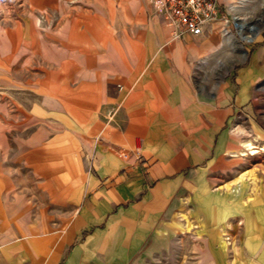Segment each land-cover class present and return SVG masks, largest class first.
Returning a JSON list of instances; mask_svg holds the SVG:
<instances>
[{
  "label": "crops",
  "instance_id": "1",
  "mask_svg": "<svg viewBox=\"0 0 264 264\" xmlns=\"http://www.w3.org/2000/svg\"><path fill=\"white\" fill-rule=\"evenodd\" d=\"M138 5L112 33L92 14L72 23L65 82L82 135L65 118L0 143V264H154L180 235L177 264H264V168L257 181L233 171L231 131L264 51L218 77L216 53L232 56L218 24L175 38ZM182 215L198 225L193 244Z\"/></svg>",
  "mask_w": 264,
  "mask_h": 264
},
{
  "label": "rangeland",
  "instance_id": "2",
  "mask_svg": "<svg viewBox=\"0 0 264 264\" xmlns=\"http://www.w3.org/2000/svg\"><path fill=\"white\" fill-rule=\"evenodd\" d=\"M139 1L146 0H0V143L18 137L32 142L35 132L42 129L49 134L55 124H64L65 118L73 120L75 139L82 135L80 128L87 118L80 114L83 101L68 98L75 93L71 91L73 84L65 82L72 23L92 14L104 31L112 33L115 24L126 21L125 13L138 9ZM226 4L222 11L228 20L232 58L228 54L223 59L221 52L216 53L219 63L211 71L218 77L231 69V64L249 60L254 50L264 51V0H228ZM101 13L105 14L104 22ZM258 78L264 79V68ZM67 110L73 112L71 117H66ZM231 131L243 154H237L243 162L233 171L245 172L252 176L251 181H257L253 172L264 168V80L251 85L250 99L239 108ZM246 143H251L257 153L251 154L243 145ZM184 198L188 205V195ZM178 220L182 226L179 230L193 244L199 236L198 225L188 215ZM181 237L173 239L169 256L155 258L154 264H177Z\"/></svg>",
  "mask_w": 264,
  "mask_h": 264
},
{
  "label": "built area",
  "instance_id": "3",
  "mask_svg": "<svg viewBox=\"0 0 264 264\" xmlns=\"http://www.w3.org/2000/svg\"><path fill=\"white\" fill-rule=\"evenodd\" d=\"M153 11L162 16L175 38L183 34L202 35L218 24L223 35L229 34L226 12L217 0H148Z\"/></svg>",
  "mask_w": 264,
  "mask_h": 264
},
{
  "label": "bare ground",
  "instance_id": "4",
  "mask_svg": "<svg viewBox=\"0 0 264 264\" xmlns=\"http://www.w3.org/2000/svg\"><path fill=\"white\" fill-rule=\"evenodd\" d=\"M244 145V147H246L247 148V150H250L251 152V154H255V153H257L255 150H253V149H255L254 148V146L251 144V143H246V144H243ZM243 155V154H242Z\"/></svg>",
  "mask_w": 264,
  "mask_h": 264
},
{
  "label": "water",
  "instance_id": "5",
  "mask_svg": "<svg viewBox=\"0 0 264 264\" xmlns=\"http://www.w3.org/2000/svg\"><path fill=\"white\" fill-rule=\"evenodd\" d=\"M234 26H235V27H240V26H238V25H237V24H235V23H234ZM251 30H252V29H251ZM247 41H251V40H250V39H248Z\"/></svg>",
  "mask_w": 264,
  "mask_h": 264
}]
</instances>
